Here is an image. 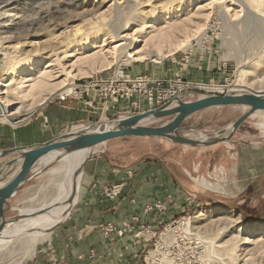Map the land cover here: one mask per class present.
I'll use <instances>...</instances> for the list:
<instances>
[{
  "label": "rangeland",
  "instance_id": "rangeland-1",
  "mask_svg": "<svg viewBox=\"0 0 264 264\" xmlns=\"http://www.w3.org/2000/svg\"><path fill=\"white\" fill-rule=\"evenodd\" d=\"M242 2L253 12L247 13ZM3 10L18 17L9 31L0 30V77L13 58L6 53L12 52L14 57L34 55L36 63L45 67L44 78L39 77L46 81L42 92L50 90L47 98L37 103V87L30 94H23L11 85L6 97L3 95L5 101L0 102V111L4 109L9 115L1 124L20 127L33 121L45 122L49 129L44 133L50 134L123 116L121 106L85 104L69 90L79 79L110 71L118 63L132 72L214 83L222 86L224 92L247 90L264 94V0H0V11ZM166 31L172 33V40L159 46L152 41V35ZM116 32L118 35L114 36ZM128 40L134 42L142 58L114 62L113 47ZM85 42L83 52L75 55L73 48ZM12 44L17 46L16 53ZM168 49L172 51L168 53ZM97 54L108 56L107 61L97 68L91 66L93 72L86 74ZM202 94L197 92L185 99ZM73 100L83 106L79 118L68 123L47 122V109ZM241 112L238 106L197 112L182 123L196 131L183 133L196 136L197 132H215ZM263 122L264 113H255L242 122L231 141L207 147L174 144L155 137L121 138L96 146L93 157L105 155L119 169L131 167L133 177L142 167L160 172L154 178L155 189L160 196L170 195V205L174 206L155 224L144 223L145 229L138 225L133 234L138 233L143 242H139L135 256H112L119 260L118 264H264V230L258 232L262 235L238 230L244 224H264V218L259 217L264 213ZM63 164L64 160L56 161L27 181L11 199V208L5 215L45 207L56 194L54 184L60 173L55 170ZM202 177L219 182L225 191L203 186L199 182ZM77 178L79 181V175ZM82 178L83 175L77 197L84 183ZM222 215L230 217L219 218ZM66 220L67 217L53 228L50 242L36 245L34 254L20 264H67L63 255L67 239L74 243L75 250L81 249V241H74L80 230L64 225ZM22 222L11 224L9 229ZM113 232L117 236L125 233ZM20 256L14 251L0 264ZM86 257L85 263L92 264L93 254ZM83 258L82 254L76 257Z\"/></svg>",
  "mask_w": 264,
  "mask_h": 264
},
{
  "label": "water",
  "instance_id": "water-1",
  "mask_svg": "<svg viewBox=\"0 0 264 264\" xmlns=\"http://www.w3.org/2000/svg\"><path fill=\"white\" fill-rule=\"evenodd\" d=\"M194 93H184L158 108L93 123L84 128L60 133L41 142L0 149V157L14 154L0 164V237L4 236L11 224L45 211L43 208L29 213L19 211L13 216L5 215V211L11 208V199L22 186L63 156L77 152L85 154L80 165L81 179L87 162L96 154L95 147L111 139L155 137L166 139L174 144L207 147L231 141L232 136L246 118L255 113H264L263 93L228 90L223 93H204L194 99H185ZM226 106L241 107L242 112L215 132H197L196 136H187L183 133L184 130L196 131L193 126L182 125L188 116L206 109H219ZM79 187L80 180L77 192L74 188L67 204H71L75 194H78ZM71 207L72 205L69 206L66 217Z\"/></svg>",
  "mask_w": 264,
  "mask_h": 264
},
{
  "label": "crops",
  "instance_id": "crops-1",
  "mask_svg": "<svg viewBox=\"0 0 264 264\" xmlns=\"http://www.w3.org/2000/svg\"><path fill=\"white\" fill-rule=\"evenodd\" d=\"M196 76L193 73V78ZM81 107L83 108L82 105ZM81 107L79 101L73 100L71 103L60 105L56 109H47L45 118L48 123H68L82 115ZM48 129L49 126L45 122L42 124V122L33 121L20 127L0 123V149L16 145L33 144L64 133L55 130L50 134H45L44 132L48 131ZM13 156L14 154H9L1 157L0 164ZM117 167L119 165L111 163L105 155L91 157L87 162L83 173L82 179H84V183L81 192L67 216L66 224H64L74 225L80 230L74 241L75 239L81 241V249L75 250L74 243L67 239V245L63 250L67 264H86L85 262L88 260L86 256L91 254L94 257L93 260H90L92 264H118L119 260L114 257L124 256L126 253H131L135 256L136 251H138V244L142 241H139L138 237L133 234L138 225L141 223L153 225L155 224L154 222L160 219L156 213L150 215L142 211V207L147 201L159 195V190L155 189L154 178L160 172L156 173L157 171L155 172L154 169L142 167L141 170L136 171L134 177H129L118 197L109 199L104 194V186L126 178V168H121L120 172L117 173L114 170ZM171 210H174L172 205L169 206L168 213ZM134 215L139 216L138 223L131 222V217ZM259 217L260 219L264 218V213L259 215ZM124 221H129L131 228L127 229L122 236H117L115 233L106 235L103 230L99 229L100 225L107 223L121 226ZM79 225L80 227L78 228ZM81 254L84 258L76 259ZM123 261L121 260V262Z\"/></svg>",
  "mask_w": 264,
  "mask_h": 264
},
{
  "label": "bare ground",
  "instance_id": "bare-ground-1",
  "mask_svg": "<svg viewBox=\"0 0 264 264\" xmlns=\"http://www.w3.org/2000/svg\"><path fill=\"white\" fill-rule=\"evenodd\" d=\"M242 5L244 6V9L246 10L247 13L253 12L251 11L252 9L249 7L248 4L242 2ZM4 10L0 11V30L9 31L10 30L9 28L11 27L10 25L12 24L14 19L18 17V15L10 12H5ZM115 31L117 30H114V32ZM117 35H118L117 32L114 33V36ZM172 36L173 35L171 32L166 31V32H162L160 35L157 33L156 35H152L151 39H154L152 41L159 46L166 40H172ZM8 38L6 36V39ZM86 44L87 43L85 42V43H79L76 46L74 45L76 47L75 49L73 48V50H75L74 54L77 55L82 53ZM12 46L14 45L12 44ZM16 48L17 46L13 47L14 50ZM113 49H114L113 50L114 62H119L122 60L127 63L142 58L139 49H135L133 41L132 42L129 40L122 41L120 44L115 45ZM17 51L15 50L14 53H16ZM171 51L172 49H168V53H170ZM116 52L117 55L115 54ZM11 53L12 52L6 53L9 56L12 55L13 58L11 59L12 61H8V63L5 66L6 73L0 77V102L5 101L6 98L5 99L3 98L6 97L7 89L11 85L15 87L16 92H17L16 90L17 88L20 90V93L23 94H30L31 91L37 87L36 92L38 91V95L36 94V98L34 99V101L36 102L44 101V99L47 98V95L49 94V90H50L49 89L45 92H42V87L46 85L45 84L46 81L45 79H43L44 78L43 74L45 75V73H43L45 72L44 71L45 67L39 66V64L36 63L35 61L36 56L34 55L14 57L13 55L15 54H11ZM145 55L151 57V54L148 52H146ZM107 59L108 56H106L105 54L102 55L100 54L97 57L93 58L90 61V65L88 64L89 68L87 69L86 74L88 73L90 74L93 72V70L90 69L91 66L97 68L98 65L105 63ZM108 62H110V60H108ZM84 72L81 73L83 74ZM39 77H43V78H39ZM4 94L5 96L3 97ZM84 156L85 154L83 152H77L74 154L63 156L61 159L58 160V161L64 160V164L60 168L55 170V172L57 171L60 173L59 179L54 184L56 188V194L50 199L47 205H44L45 207L37 208V210L44 208L45 211H42L41 213L37 214L34 217H29L24 219L21 224L14 225L13 228L11 229H9L10 226L9 228H7V230L4 233V236L0 237V260H2L6 255L9 256L14 251H17L21 255L20 258H18L17 260L15 258L9 259L7 264L11 262L12 264H20L22 260L30 258L34 254L36 245L41 244L43 242H50L53 228L66 217L69 206L76 202L77 194H75L71 204L70 205L67 204V200L70 197L73 189L76 188V192L78 190L79 181L77 176L79 175V180H80V175H81L80 165L83 161ZM199 182L200 184H202L203 186L209 189H213L219 192L225 191L224 187L219 182H210L204 177H202L199 180ZM34 210L36 209H30V210L21 209L20 211L22 213H29L30 211H34ZM200 213L201 211L198 212V215ZM228 216L222 215L219 218H225V217L228 218ZM238 230L241 232H245L247 234L259 235L261 233L258 232L264 230V224H257V225L244 224Z\"/></svg>",
  "mask_w": 264,
  "mask_h": 264
},
{
  "label": "built area",
  "instance_id": "built-area-1",
  "mask_svg": "<svg viewBox=\"0 0 264 264\" xmlns=\"http://www.w3.org/2000/svg\"><path fill=\"white\" fill-rule=\"evenodd\" d=\"M73 87V90L69 89L70 92L75 98L82 99L85 104L99 102L101 107L115 104L121 106L122 112L125 113L123 116L158 108L173 98L188 92H201L203 94L224 92L222 86L214 83L206 84L202 81L185 79L177 75L157 77L146 71L132 72L122 63H118L110 71L96 72L88 77L79 79L73 84ZM8 116L6 110L1 109L0 122H3L2 119L8 120ZM114 170L118 173L121 169L117 168ZM132 175V168H126V178L124 180L104 186L105 196L109 199L118 197L123 186ZM170 198V195H157L143 205V213L150 215L156 213L159 217H162L168 213L170 201L172 200ZM131 222L138 223L139 216H132ZM100 226L106 235L114 233L113 231L115 230L120 234L122 230L126 231L129 229L131 223L124 221L122 229H117L116 227L118 226L112 223ZM140 227L145 229L142 223ZM135 236L138 237V233Z\"/></svg>",
  "mask_w": 264,
  "mask_h": 264
}]
</instances>
